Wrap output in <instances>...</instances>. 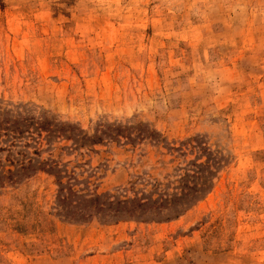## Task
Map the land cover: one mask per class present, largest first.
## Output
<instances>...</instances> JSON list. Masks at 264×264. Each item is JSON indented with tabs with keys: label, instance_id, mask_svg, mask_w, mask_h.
Segmentation results:
<instances>
[{
	"label": "rangeland",
	"instance_id": "obj_1",
	"mask_svg": "<svg viewBox=\"0 0 264 264\" xmlns=\"http://www.w3.org/2000/svg\"><path fill=\"white\" fill-rule=\"evenodd\" d=\"M0 100L120 125L63 154L100 194L174 182L203 145L226 159L170 222L64 221L44 172L4 187L0 264H264V0H0Z\"/></svg>",
	"mask_w": 264,
	"mask_h": 264
},
{
	"label": "trees",
	"instance_id": "obj_2",
	"mask_svg": "<svg viewBox=\"0 0 264 264\" xmlns=\"http://www.w3.org/2000/svg\"><path fill=\"white\" fill-rule=\"evenodd\" d=\"M104 126L89 135L79 126L63 122L48 111L37 113L28 105H10L0 100V189L19 185L44 172L56 180V215L64 221L89 223L96 219L106 225L128 220L170 222L211 192L216 173L226 160L220 151L203 145L200 150L206 153V160L199 163L203 156L198 157L191 162L195 170H185L174 182L165 184L139 178V182H133L124 190L126 193L132 191V197L100 194L88 185L83 186L84 181L70 168L71 162L66 161L63 154L70 155L101 144L106 137L112 138L113 132L117 135L124 132L120 125ZM139 127H144L140 130L142 137L151 140L161 137V133L153 128ZM127 137L131 138L130 135ZM187 143L170 149L180 150Z\"/></svg>",
	"mask_w": 264,
	"mask_h": 264
}]
</instances>
